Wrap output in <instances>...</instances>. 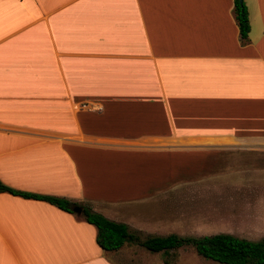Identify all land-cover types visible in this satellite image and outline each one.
Instances as JSON below:
<instances>
[{
  "label": "crops",
  "instance_id": "1",
  "mask_svg": "<svg viewBox=\"0 0 264 264\" xmlns=\"http://www.w3.org/2000/svg\"><path fill=\"white\" fill-rule=\"evenodd\" d=\"M243 1L244 41L234 0H0V181L147 234L108 211L263 171L264 0ZM96 232L0 190V264H152Z\"/></svg>",
  "mask_w": 264,
  "mask_h": 264
},
{
  "label": "rangeland",
  "instance_id": "2",
  "mask_svg": "<svg viewBox=\"0 0 264 264\" xmlns=\"http://www.w3.org/2000/svg\"><path fill=\"white\" fill-rule=\"evenodd\" d=\"M228 177L207 182L217 184L219 188L208 189L206 194L184 195L175 192L176 194L160 195L150 201L123 206L138 208V217L131 214L132 217L128 215L122 218V213L116 208H111L108 212L117 213L124 221L131 218L148 231L147 234L166 235L175 232L179 235L198 236L229 232L253 240L263 239L264 170L248 171L246 174L239 172ZM209 192L215 193L208 194ZM138 234L147 235L143 231H138ZM148 254L151 257L148 258ZM167 257L173 264H225L202 257L189 244L168 250L166 254L151 251L138 244V259L143 263L150 260L152 264H166L164 260Z\"/></svg>",
  "mask_w": 264,
  "mask_h": 264
},
{
  "label": "trees",
  "instance_id": "3",
  "mask_svg": "<svg viewBox=\"0 0 264 264\" xmlns=\"http://www.w3.org/2000/svg\"><path fill=\"white\" fill-rule=\"evenodd\" d=\"M234 12L240 39L244 41L248 35L250 24L243 0L242 2L234 0ZM0 190L44 199L62 209L73 211V202L63 196L22 191L3 184L1 181ZM82 214L87 221L96 226V241L105 250H114L127 241H133L151 251H162L166 254L168 250L189 244L202 257L225 264H264V238L253 240L229 232L206 233L198 236L179 235L175 232L166 235L140 236L137 232H131L125 222L108 218L88 206L83 207Z\"/></svg>",
  "mask_w": 264,
  "mask_h": 264
},
{
  "label": "water",
  "instance_id": "4",
  "mask_svg": "<svg viewBox=\"0 0 264 264\" xmlns=\"http://www.w3.org/2000/svg\"><path fill=\"white\" fill-rule=\"evenodd\" d=\"M240 2H242V0H239ZM72 209L76 212H81L82 211V206L81 205H78V204H75L72 206Z\"/></svg>",
  "mask_w": 264,
  "mask_h": 264
},
{
  "label": "built area",
  "instance_id": "5",
  "mask_svg": "<svg viewBox=\"0 0 264 264\" xmlns=\"http://www.w3.org/2000/svg\"><path fill=\"white\" fill-rule=\"evenodd\" d=\"M81 107H86V108H88V107H90V105H89V103H87V102H82V103H81Z\"/></svg>",
  "mask_w": 264,
  "mask_h": 264
}]
</instances>
